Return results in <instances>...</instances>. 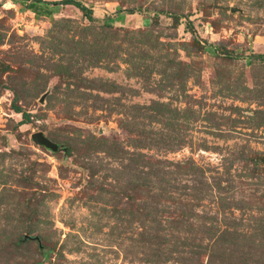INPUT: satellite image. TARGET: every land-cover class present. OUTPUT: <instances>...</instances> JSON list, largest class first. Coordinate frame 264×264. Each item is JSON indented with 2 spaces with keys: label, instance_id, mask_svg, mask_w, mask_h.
<instances>
[{
  "label": "rangeland",
  "instance_id": "1",
  "mask_svg": "<svg viewBox=\"0 0 264 264\" xmlns=\"http://www.w3.org/2000/svg\"><path fill=\"white\" fill-rule=\"evenodd\" d=\"M78 1L95 24L71 5L39 20L0 0V264H264V165L251 160L264 159V0ZM98 95L165 115L131 110L128 132ZM141 132L179 146L137 149Z\"/></svg>",
  "mask_w": 264,
  "mask_h": 264
},
{
  "label": "trees",
  "instance_id": "2",
  "mask_svg": "<svg viewBox=\"0 0 264 264\" xmlns=\"http://www.w3.org/2000/svg\"><path fill=\"white\" fill-rule=\"evenodd\" d=\"M11 1L14 5H16L20 10L23 11H27L31 14H33L35 16V18L37 19H49V20H53L54 16L56 14H58L63 5H71L74 6L76 8H78L84 15L85 18H87L91 23H96V19L93 16V12L91 10H88L84 4L80 3L78 0H63L61 2H49V1H44V0H8ZM129 14H134L135 11L134 10H128ZM174 20H175V28L178 27V24L181 20V18H179L178 16H173ZM101 28L103 30L109 31L111 33H113L114 31H117V29H115V25L113 24H109L106 23L105 25H101ZM191 33H194V29L191 27L190 30ZM2 42V39L0 38V43ZM193 47H195L196 50H204L203 46H201V44L196 41V37L192 42ZM216 47V46H215ZM221 47H216V50L219 49L220 51ZM255 58L261 59L262 61H264V56H254ZM140 69V67H139ZM10 70V66H2L0 69V89H4V82H3V78L2 76L9 72ZM86 83H89L92 85H89L87 87H85L84 89H96L100 92H103L105 94H113L115 92H121L123 90L122 86H118L116 83L114 82H109V81H101L99 82V84H94L91 81H88L87 79L85 80ZM91 87V88H90ZM79 89H77L78 91ZM87 93V92H84ZM107 100V99H106ZM103 100V98L101 99L100 95L93 97V105L92 107H94L95 110H102L104 109V107L109 104V109L112 112H116L119 113L121 115H124V118H122L120 120V127L124 130H127L128 132H133V127L137 124L138 119L140 118L141 114L140 113H132L131 110H134L135 112H142L143 114L149 115V117L151 119H153L154 121H158L160 119V117H163L165 115V112H163V105L160 104L159 102H153L151 105L149 106H139V105H131V106H127L124 104L119 103V99L115 100L118 101L117 104L113 105L112 103H110L109 100ZM100 101V102H99ZM112 104V105H111ZM13 110L16 113L22 114L23 116V121L22 124H28L30 122V115L26 114L22 107L20 106L19 103V97L18 95L15 93V98L13 100V104H12ZM172 112V111H171ZM147 118V116H144ZM166 119H169V116L166 117ZM21 124H19L17 127H19ZM152 134V133H151ZM151 134L145 135L143 132L136 134V136L134 138H130L131 141V146L136 147L137 149H142V148H146V147H157V148H167L170 147V149H175V146L178 147L179 146V142L180 140H175L173 143L170 141H165L164 139H160V137H152ZM50 139V138H49ZM161 140V141H159ZM179 141V142H177ZM168 142V143H167ZM178 145V146H177ZM41 147V146H40ZM64 147V146H63ZM44 148V147H42ZM45 149V148H44ZM65 149V148H64ZM63 150V149H62ZM60 150V151H62ZM49 151V150H48ZM59 151V152H60ZM135 156L137 157V159H142V158H147V156L145 154L139 153L138 155L135 154ZM131 160H136L134 157H131ZM254 160V170H258L262 165H264V159L263 158H254L251 159ZM31 183V180L29 181ZM36 229L35 228H26V233L28 234H32ZM40 239L39 241H37V246L39 248V254L44 258L45 254H46V249L44 246H42L40 244ZM32 240H36L33 237L30 236H24V235H19V237L17 238V241L14 243V246L16 247H20L22 245H26L29 244L30 241ZM36 264H41L42 261H36Z\"/></svg>",
  "mask_w": 264,
  "mask_h": 264
},
{
  "label": "water",
  "instance_id": "3",
  "mask_svg": "<svg viewBox=\"0 0 264 264\" xmlns=\"http://www.w3.org/2000/svg\"><path fill=\"white\" fill-rule=\"evenodd\" d=\"M232 11L235 12L236 10H232ZM32 140L36 145L44 147L46 150H49L53 153H57L63 149L62 146L53 142L51 139L45 136L43 132L34 133L32 135ZM35 239L39 241L38 237H36Z\"/></svg>",
  "mask_w": 264,
  "mask_h": 264
},
{
  "label": "crops",
  "instance_id": "4",
  "mask_svg": "<svg viewBox=\"0 0 264 264\" xmlns=\"http://www.w3.org/2000/svg\"><path fill=\"white\" fill-rule=\"evenodd\" d=\"M122 16H123V14H118V16L116 17V21H115L116 24L120 23V21H117V20L122 19Z\"/></svg>",
  "mask_w": 264,
  "mask_h": 264
}]
</instances>
